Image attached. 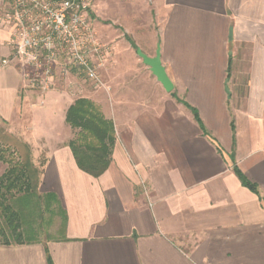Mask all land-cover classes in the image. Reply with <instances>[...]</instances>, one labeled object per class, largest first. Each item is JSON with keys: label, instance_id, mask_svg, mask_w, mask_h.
Instances as JSON below:
<instances>
[{"label": "crops", "instance_id": "crops-1", "mask_svg": "<svg viewBox=\"0 0 264 264\" xmlns=\"http://www.w3.org/2000/svg\"><path fill=\"white\" fill-rule=\"evenodd\" d=\"M91 14L122 27L85 97L114 126L97 177L68 146L75 99L24 79L0 10V132L43 155L39 191L66 214L63 239L0 244V264H264V0H92ZM137 49L159 51L171 91Z\"/></svg>", "mask_w": 264, "mask_h": 264}, {"label": "built area", "instance_id": "built-area-1", "mask_svg": "<svg viewBox=\"0 0 264 264\" xmlns=\"http://www.w3.org/2000/svg\"><path fill=\"white\" fill-rule=\"evenodd\" d=\"M91 7L92 0L1 1V19L11 29L8 43L29 84L45 92L69 70L99 84L98 69L112 47L95 39Z\"/></svg>", "mask_w": 264, "mask_h": 264}, {"label": "trees", "instance_id": "trees-1", "mask_svg": "<svg viewBox=\"0 0 264 264\" xmlns=\"http://www.w3.org/2000/svg\"><path fill=\"white\" fill-rule=\"evenodd\" d=\"M132 47L135 48L134 44ZM194 116L199 121L196 113ZM65 121L74 130L68 146L77 167L93 177L99 176L111 161L115 142L112 121L104 117L98 105L85 97L76 98L67 108ZM22 143L25 150L23 160H6L0 155V159L7 164L0 176V244L39 240L38 219L42 218L44 211L54 213L61 219L59 236H48L47 239H63L65 211L53 193H40L38 176L42 168L38 170L30 158V147ZM241 179L253 188L242 176Z\"/></svg>", "mask_w": 264, "mask_h": 264}, {"label": "rangeland", "instance_id": "rangeland-1", "mask_svg": "<svg viewBox=\"0 0 264 264\" xmlns=\"http://www.w3.org/2000/svg\"><path fill=\"white\" fill-rule=\"evenodd\" d=\"M0 0V4H1ZM92 32L95 35V39L99 44H109L104 40L103 34H121L122 27L118 23L102 22L98 18H90ZM98 59V58H97ZM96 60V56H93V62ZM96 62V61H95ZM101 67L98 69L99 76L101 75ZM95 83H92L82 74H79L76 70H69L66 75H58L54 81L53 88L56 92L62 94L66 100V104L79 97L89 96V91L95 88ZM50 88V89H51ZM45 93V92H44ZM4 130V129H2ZM0 132V155L6 160H23L25 150L22 146V140L17 137H10L9 135ZM30 158L34 165L41 170L43 163V155L40 153L37 157L36 163L33 160L32 152L30 150ZM7 164L0 159V176L4 172ZM40 179V175L38 176ZM42 193V192H40ZM51 209V208H50ZM2 222V219L0 218ZM60 217L54 213L44 211L41 219H38L39 224V239L45 240L47 237H58V231L60 228ZM48 237V238H49Z\"/></svg>", "mask_w": 264, "mask_h": 264}, {"label": "water", "instance_id": "water-1", "mask_svg": "<svg viewBox=\"0 0 264 264\" xmlns=\"http://www.w3.org/2000/svg\"><path fill=\"white\" fill-rule=\"evenodd\" d=\"M136 53L142 59L143 63L146 64L150 68L151 72L156 77L158 82L161 83L163 88L168 92L171 91L173 88V84L171 83L170 79L168 78L165 72L164 67L162 66L159 51L157 50L155 53V56L153 57H149L143 54L138 49Z\"/></svg>", "mask_w": 264, "mask_h": 264}]
</instances>
